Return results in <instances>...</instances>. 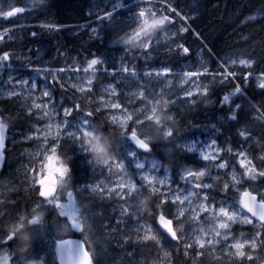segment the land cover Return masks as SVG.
<instances>
[{"label": "snow or ice", "instance_id": "obj_1", "mask_svg": "<svg viewBox=\"0 0 264 264\" xmlns=\"http://www.w3.org/2000/svg\"><path fill=\"white\" fill-rule=\"evenodd\" d=\"M37 2L42 3L43 0H37ZM163 4L165 11L162 14H158L150 5L141 7L138 4V10L133 12V27L130 32L120 37L119 42L128 46V50L142 48L147 51L154 41L159 42L158 33H167L166 24L175 23V17L168 13H175L176 17L186 21L187 18L171 6V0H163ZM26 10L25 6L15 5L6 9L0 8V19L12 20ZM112 15L113 12H105L98 19L108 20ZM43 27L55 26L43 25ZM10 31V28L0 29V41L6 38L11 39ZM92 31L96 30L92 29ZM180 31L187 32V26H183ZM32 35L35 36L36 33L33 32ZM242 39L247 40L246 37ZM177 47L182 48L184 53L188 52V48L182 44ZM12 58L11 53L0 52V72L10 67L6 62ZM104 64L103 60L94 57L86 62V66L72 64L67 68L52 71L91 73L92 76L86 80H81L79 76H69L68 80L75 92L92 93L95 73L100 70L97 66L103 67ZM254 64L255 61L250 56L221 59L220 68L222 70L214 75L219 76L221 82L236 80L239 77L247 83L249 78H252L256 80L257 87L264 90V72L254 75L250 71L236 70L237 66L251 69ZM103 70L109 71L106 67H103ZM45 71L48 70L45 69ZM117 71L130 72L127 65H121L119 69H113L110 74L115 75ZM170 72L171 69L162 68L154 73L146 71L144 76L164 77ZM205 72L206 69L184 72L182 84H187L188 87L184 89L182 95H173L171 92L165 94L163 87L159 92L149 91L140 84L137 91L129 93L130 96L141 101L131 110L128 104L115 99H105L103 96L99 98L94 111L86 109L79 103H72L68 106L61 103V106L57 108L51 89L45 87L38 95L36 94L38 85L35 80L31 82L15 80L13 83V78L10 76L7 82L11 85L10 88L0 85V99L20 97L27 104L26 112L29 117L45 121L42 126L30 129L24 137L29 141H42L40 150L29 154L34 163H30L26 168L23 178L41 199L34 204L30 212H17L7 217L3 208L6 200L0 193V264H17L18 252L22 253L30 246L26 241L29 238H31L30 241L33 238L41 239L46 235L49 222L45 219V213L51 209L58 210L56 212L58 222L63 225L62 234L53 241L54 252L59 264H102L104 250L93 247L94 242L91 237L94 233L90 217L78 199L81 194L85 193L89 198L98 195L102 200L112 198L123 201L124 203L120 205L121 216L134 217L138 222L143 219V212L140 209L148 208V197H155V202L148 211V215L153 218L158 227L154 228L153 224L138 223L135 238L126 237L124 243L133 240V243L151 247L161 245L162 239L170 238L171 241L177 242L173 245L174 248L179 250L182 246L183 256L190 258L192 264H204L203 260L198 259L200 257L205 258L208 264L222 259L225 260V264H247V262L261 264V261H264V163L257 164L255 162L257 158L249 153L243 144L239 149L232 147L222 149L216 148V142L213 140L206 148L198 149L195 144L187 147L189 152H199L200 159L212 161L213 167L227 170L224 175H230V183L227 180H221L219 176L215 178L222 184L219 190L226 194L225 198L220 200L205 191L216 188V184L211 182L213 178L208 166L183 169L180 178L188 187L180 188L177 185L173 188L167 169L162 178L155 175L162 167L159 161H154L145 170V164L137 158L138 154L135 149L153 153L155 148L159 147L158 144H153L150 133H159L166 142H170L169 138L174 137V130L167 123L173 120V116H162L161 113L167 112L169 106L175 105L177 100L187 98L188 103H196L191 99L194 95H206L207 88L200 85L197 79H193L204 75ZM130 76L138 80V73L134 67ZM52 79L60 83L62 78L53 76ZM164 84L171 86V81H165ZM60 86L67 91L65 84L61 83ZM105 92L110 93L111 96L119 95L114 84L107 85ZM237 94L241 96L246 94L240 84H236L234 91L223 96V104H232V98ZM42 97L48 99L45 100ZM87 99L91 100L92 97H87ZM240 109L241 105L235 104V111L230 109L229 118L236 120ZM101 111H106L108 121L121 129L118 133L119 139L125 143L130 142L135 146L134 149L129 148L125 153L118 152L115 144L97 128L91 118ZM256 115L257 118L264 119V110L257 109ZM69 117L71 120L68 119ZM8 121L9 115L0 111V172L3 170L7 150ZM238 135L246 142L255 140L247 129H240ZM66 138H71L93 170L99 169L102 174H107L106 180L79 187L72 185V169L62 158V141ZM225 151L234 155L235 160L230 162L222 158L221 154ZM127 158L132 159L136 169L143 171L130 174L126 164ZM259 160L264 161V147L261 148ZM205 177L207 179H201ZM11 183L12 181L0 180V185H11ZM8 190L14 189L9 188ZM136 201H139V205L135 204ZM164 205H169V208L166 209ZM173 205L175 206L174 214L171 209ZM133 207L137 210L130 213L129 209ZM193 222L199 226L190 227L185 232V225H191ZM121 223L124 221L118 218L116 224ZM238 223L252 225L255 232L251 236H246L243 232L235 236L232 228ZM101 227L111 232L119 230L109 228L106 223H102ZM69 232L81 235L77 239L67 238ZM149 241L152 245L147 243ZM258 248L260 249L259 254L254 255ZM190 249L194 251L190 252ZM127 255L132 257L133 252L129 251ZM171 257L172 253L166 252L164 261H170ZM160 260L161 258L157 256V261ZM24 264H44V262L29 257L24 258Z\"/></svg>", "mask_w": 264, "mask_h": 264}, {"label": "trees", "instance_id": "obj_2", "mask_svg": "<svg viewBox=\"0 0 264 264\" xmlns=\"http://www.w3.org/2000/svg\"><path fill=\"white\" fill-rule=\"evenodd\" d=\"M138 4L141 7L150 5L158 14L165 11L163 0H43L42 3L37 0H0V8L6 9L15 5L25 6L27 9L12 20L0 19V29H11V39L0 41V52L7 51L12 54L13 58L6 63L24 67L19 69L24 71V78L37 74L39 81H44L55 97L62 99L66 106L79 103L93 111L99 103V98L104 96L101 89L106 85L114 84L118 88V99L121 103L128 104L131 110L141 101L127 94L137 89L140 84L149 91L151 86L160 91L161 87L167 88L165 81L173 80V87L176 89L175 84L182 81L184 72L206 69L204 75L193 78L207 88L206 95L193 97L192 100L196 103H188L187 98L177 100L175 105L169 106L167 112L161 113L162 116H173V120L167 123L173 128L174 137L169 138L170 142H166L159 133H150L153 144H158L159 147H156L153 153L137 149V156L149 161H159L178 176L183 166H203L197 155L187 151V144L198 138H210L224 149H239L243 144L244 148L257 158V164L264 163L259 160L261 148L264 147V119H259L256 115L257 109L264 110V90L259 89L256 80L252 78H249L247 83L239 77L236 80L221 82V78L214 75L222 70L221 59L238 56H250L255 64L251 69L237 66V71H250L254 75L264 72V0H171V6L187 19L185 21L176 17L175 13H168L175 17V23L166 24V28L173 29L175 35L161 43L154 41L147 51L142 48L128 50V46L119 42L120 37L131 31L133 12L138 10ZM105 12H113L112 17L108 20L98 19ZM185 25L188 31L181 32L180 29ZM92 29L96 31L93 32ZM33 32L36 33L35 36L32 35ZM160 34L158 33V36ZM244 37L247 40L242 39ZM180 44L188 48L187 53L177 47ZM94 57L103 60V67L109 71L105 72L103 67L97 66L100 70L95 73L92 93L75 92L67 81V71H52L67 68L72 64L86 66V62ZM121 65H127L130 72L134 67L138 80L128 77L130 72L117 71L115 75L110 74ZM162 68L171 69L169 75L164 78L144 76L146 71ZM53 76L62 78L60 83H56L52 79ZM61 83L67 86V91L61 88ZM236 84H240L246 94H237L232 98V104L224 105L223 96L234 91ZM175 95H182V91H176ZM237 103L241 105V109L237 113V119L232 120L229 118L230 109L235 111ZM0 111L9 115V133L26 132L34 124L40 123L35 117L27 115L20 97L0 99ZM106 111L97 112L91 118L97 128L115 144L118 152L125 153L129 148H135L131 143H124L119 139L118 133L121 129L108 121ZM240 129L250 131L255 140L244 141V138L238 135ZM8 144L0 180L12 183L0 185V193L6 200L3 205L4 212L7 217H11L17 212H30L41 198L23 179L25 170L22 166L34 163V160L26 157V152L34 148L35 143ZM62 149V158L72 169L73 186L79 187L99 181L101 176L86 162L85 156L80 154L72 140L66 138L62 141ZM222 158L230 162L235 160V156L227 151L223 152ZM226 180L231 182L229 178ZM215 184V189L208 190L223 195L219 190L222 187L221 182ZM9 188L14 190L9 191ZM154 198L148 197V210L153 207ZM78 199L90 217L94 233L91 237L93 247L104 250L102 264H130V261L131 264H155L162 260L164 252L172 253L171 264H192L190 258L183 256L182 250L173 247L176 243L169 238L162 239V245L151 247L133 243V240L124 243L119 233H116L119 235V238H116L113 233L101 227L102 223H106L110 228L113 221V215L109 214L112 204L107 198H89L85 193ZM164 207L167 209L169 205ZM57 211L51 209L45 213L49 229L43 238H33L32 241L29 238L26 241L35 247V253L30 258L40 259L44 264H59L54 250L48 246H53L55 238L62 234L63 225L58 222ZM144 216L157 228L148 213ZM240 230L248 236L255 232L252 225L241 226ZM80 235L67 233V237ZM147 243L152 245V242ZM129 251L133 252L132 257L127 255ZM259 252L258 248L257 253ZM17 256L20 258L17 264L26 258L19 252ZM157 256L161 258L160 261H157ZM198 259L208 264L205 258ZM212 264H225V260H216Z\"/></svg>", "mask_w": 264, "mask_h": 264}, {"label": "rangeland", "instance_id": "obj_3", "mask_svg": "<svg viewBox=\"0 0 264 264\" xmlns=\"http://www.w3.org/2000/svg\"><path fill=\"white\" fill-rule=\"evenodd\" d=\"M157 5V4H156ZM160 9V8H159ZM175 34H174V30L173 29H168V31H167V33L165 34V33H161L159 36H158V38H159V42L158 43H161V41H166V40H168V39H170L171 37H173ZM10 65V67H6L4 70H2V72H0V85H3L4 87H6V88H10L11 87V85H9L7 82H8V80H9V77L11 76L12 78H13V83H15V80H28L29 82H31V81H33V80H35V82L37 83V85H38V87H37V90H36V94L38 95L45 87H48L47 86V84L44 82V81H39V77H38V75L37 74H33V77H31V78H24V76L22 75V74H24V71H21V70H19L20 68H24V67H22V66H17V65H13V64H9ZM157 70H160V69H154V70H149V72H155V71H157ZM66 75H67V81H68V83L70 84V82H69V80H68V77L69 76H72V77H76V76H79V77H81V80H86L87 78H89L90 76H92V74L91 73H79V72H66ZM128 75V74H127ZM130 75H128V77H129ZM155 76V75H154ZM152 77V76H151ZM156 77V76H155ZM165 77V76H164ZM164 77H160V78H164ZM171 81V86H167V88L166 89H164V92H165V94H167V93H169V92H171V93H173V95H175V93H176V91H179V90H181L182 91V93H183V91H184V89L185 88H187L188 87V85L186 86V84H182V81H180L179 83H178V81L176 82V84H175V87H176V89L173 87V80H170ZM107 86V85H106ZM106 86H104L102 89H101V92L102 93H104V94H102V95H104L103 97H105V99H115V100H119L120 101V99H118V95L117 96H111L110 95V93H107V92H105V87ZM49 88V87H48ZM117 88V87H116ZM50 89V88H49ZM138 89V88H137ZM137 89H135L134 91H132V92H135V91H137ZM117 90H118V88H117ZM152 90H154V91H156V92H159L158 90H156L155 89V87L154 86H151L150 87V91H152ZM51 93H52V90H51ZM129 93H131V92H129ZM129 93L127 94V96H129V97H132V96H130L129 95ZM197 95H194L193 97H196ZM198 96H200V95H198ZM192 97V98H193ZM5 98H7V97H5ZM52 98H54V103H55V105H56V107L57 108H59L60 106H61V103H63V101H62V99H58V98H56L55 97V95H54V93H52ZM170 98V97H169ZM191 98V99H192ZM42 99H45V100H47L48 98H43L42 97ZM98 100V99H97ZM20 101H22V103H23V107L26 109L27 108V104L25 103V101L22 99V98H20ZM99 101V100H98ZM64 106H66L65 104H63ZM34 111H37V110H34ZM108 111H115V110H108ZM69 120H71V117H69L68 118ZM39 120V119H38ZM40 121V123H37V124H34L30 129H33L35 126H42L43 124H44V120H39ZM30 129L29 130H27L26 132H8V140H7V146L9 145L8 143H12V144H16V143H21V142H23V143H26V142H33V143H35V147L34 148H32V149H30V150H28L27 152H26V157H29V159H32L33 160V158L29 155L30 153H33V152H36V151H39L40 150V146H41V144H42V141H39V140H25L24 139V137H25V135H27L28 133H29V131H30ZM70 140H71V138H69ZM213 141V139H210V138H198V139H195V140H193V141H191V142H189L188 144H187V147H189V146H191V145H193V144H195V146L198 148V149H201V148H206V146L208 145V144H210L211 142ZM215 141V140H214ZM216 142V141H215ZM125 143V142H124ZM130 143V142H129ZM128 146V145H127ZM135 147V146H134ZM215 147L216 148H222L221 146H219L218 144H217V142H216V144H215ZM134 149V148H133ZM222 149H224V148H222ZM136 151H137V149H135ZM192 153H194L195 155H197V158L200 160V161H202L203 162V166H208L209 167V169H210V175H211V177L213 178V180L211 181V182H218V181H220V180H216L215 178L216 177H220L221 178V180H226V178H229V179H231L230 178V175H228V176H225L224 175V173L227 171V170H225V169H217V168H215V167H213L212 166V164H213V162L212 161H204V160H202V159H200V156H199V152H192ZM81 154V153H80ZM223 154V153H222ZM221 154V155H222ZM137 158L141 161V162H143L144 164H145V170L146 169H148L150 166H151V164L154 162V161H149V160H147V159H143V158H139L138 156H137ZM156 161V160H155ZM126 164H127V166H128V168H129V173L130 174H136V173H138V172H140V171H143V170H139V169H136L135 168V165H134V163L132 162V159L131 158H127L126 159ZM162 165V164H161ZM28 166H25V165H23L22 166V168L26 171V168H27ZM185 168H199V166H183L180 170H179V174H178V176H175L174 175V173L172 172V170L168 167V166H165V165H162V167H161V169H160V171L159 172H156L155 173V175H157L158 177H163L164 176V174H165V169H167V171H168V174L170 175V179H171V183H172V187L173 188H176L177 187V185L180 187V188H187L188 186L186 185V184H184L183 183V181L181 180V178H180V176H181V172H182V170L183 169H185ZM97 172L99 173V175L101 176L100 177V179H99V181H101V180H106L107 179V174H102L100 171H99V169H97ZM202 180L203 179H207V177H205V178H201ZM99 181H97V182H94V183H92V184H95V183H98ZM248 183H252V182H248ZM197 191H199V190H197ZM205 191H208V192H210L211 193V195L212 196H215L216 197V199L217 200H220V199H223V198H225V193H223L222 191H221V193H223V195H219V194H216V193H213L212 191H209V190H205ZM98 196V195H97ZM223 196V197H222ZM107 201L110 203V204H112L111 206H110V209H109V214H111V215H113V221H112V223L110 224V228H118L119 230L117 231V232H111V231H109L110 233H113L114 234V237H116V238H119V235H120V238L121 239H123V241H125V238L126 237H132L133 239L135 238V229H136V227L138 226V223H147V224H153L152 222H150L147 218H145V214L146 213H148V209L146 208H141L140 210L143 212V219L141 220V221H137V219L136 218H130L129 216H121V211H122V209H121V207H120V205L122 204V203H124L123 201H119V200H116V199H112V198H107ZM153 202H155V198H154V200H153ZM130 203H131V201H130ZM135 204L136 205H139V201H136L135 202ZM171 209H172V212H173V214L175 213V206L173 205V206H171ZM137 209L135 208V207H133V208H130L129 209V212L131 213L132 211H136ZM122 219L123 221H124V223H121L120 225H117L116 224V220L117 219ZM199 225L197 224V223H195V222H193L191 225H185V232H187L188 230H189V228L191 227V228H197ZM241 226H249V224H247V223H238V224H235V225H233V228H232V231H233V233H234V235L235 236H239L241 233H242V231L240 230V227ZM153 227L154 228H156L155 227V225L153 224ZM116 233H119V235L118 234H116ZM244 233V232H243ZM180 233H178V235H179ZM246 236H248V234H246V233H244ZM116 235V236H115ZM118 235V236H117ZM149 242H151V241H149ZM175 243H177V242H175ZM47 244H49V242H47ZM163 243H162V241H161V245H162ZM51 249H53L54 250V248H53V246H51V245H48ZM21 247H23V245H21ZM179 250H182L183 251V248H182V246L180 247V249ZM258 250V249H257ZM20 253V252H19ZM34 253H35V247H34V245H30L28 248H26L22 253H20V254H23V256L24 257H26V258H29L30 256H32V255H34ZM166 252H164V254H165ZM164 254H163V257H162V260L160 261V262H158V263H155V264H171V261H167V262H165L164 261ZM254 255H258V253L256 252V253H254ZM17 260L18 261H20V258L17 256ZM20 264H24V259H23V261H21L20 262Z\"/></svg>", "mask_w": 264, "mask_h": 264}, {"label": "water", "instance_id": "obj_4", "mask_svg": "<svg viewBox=\"0 0 264 264\" xmlns=\"http://www.w3.org/2000/svg\"><path fill=\"white\" fill-rule=\"evenodd\" d=\"M8 132H9V130H8ZM4 163H5V160H4ZM3 167H4V164H3ZM0 174H1V172H0ZM157 227H158V225H157ZM166 235V234H165ZM67 238H71V239H77V238H79V237H67ZM170 239V238H169ZM173 242H176V241H173ZM59 262V261H58ZM261 264H264V262H261Z\"/></svg>", "mask_w": 264, "mask_h": 264}]
</instances>
